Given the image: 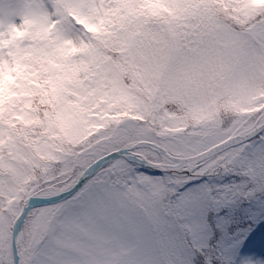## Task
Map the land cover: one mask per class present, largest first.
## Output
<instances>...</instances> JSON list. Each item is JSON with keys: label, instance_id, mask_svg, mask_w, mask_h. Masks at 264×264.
Listing matches in <instances>:
<instances>
[{"label": "snow or ice", "instance_id": "obj_1", "mask_svg": "<svg viewBox=\"0 0 264 264\" xmlns=\"http://www.w3.org/2000/svg\"><path fill=\"white\" fill-rule=\"evenodd\" d=\"M264 0H0V264H264Z\"/></svg>", "mask_w": 264, "mask_h": 264}, {"label": "rangeland", "instance_id": "obj_2", "mask_svg": "<svg viewBox=\"0 0 264 264\" xmlns=\"http://www.w3.org/2000/svg\"><path fill=\"white\" fill-rule=\"evenodd\" d=\"M254 231L255 234L247 242V246L243 249V254L257 261L264 260V228L257 225Z\"/></svg>", "mask_w": 264, "mask_h": 264}]
</instances>
